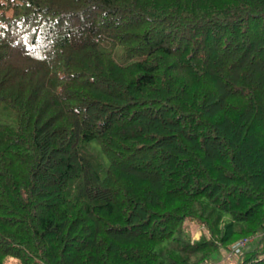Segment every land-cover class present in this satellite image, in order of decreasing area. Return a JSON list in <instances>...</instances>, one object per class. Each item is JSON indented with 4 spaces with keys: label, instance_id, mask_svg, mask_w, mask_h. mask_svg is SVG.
<instances>
[{
    "label": "trees",
    "instance_id": "trees-1",
    "mask_svg": "<svg viewBox=\"0 0 264 264\" xmlns=\"http://www.w3.org/2000/svg\"><path fill=\"white\" fill-rule=\"evenodd\" d=\"M0 102V264H264V0H0Z\"/></svg>",
    "mask_w": 264,
    "mask_h": 264
},
{
    "label": "rangeland",
    "instance_id": "rangeland-1",
    "mask_svg": "<svg viewBox=\"0 0 264 264\" xmlns=\"http://www.w3.org/2000/svg\"><path fill=\"white\" fill-rule=\"evenodd\" d=\"M3 105H4V103L0 102V121H11L12 118L14 117V111L11 108H9V107H7V108L10 111H8V110L7 111H3L2 110ZM192 229H193L192 236L193 237H197L198 234H199V228L197 226H194V227H192ZM250 240L247 242V245L244 247V249H247L249 247V243H251L252 241H253L252 244L255 245L256 242H257V237L256 236H252L250 238ZM230 244L228 245V247L230 246ZM253 245L250 244L251 247ZM228 249L229 248L217 250V252L214 253L212 255V257L210 259H208V261L202 262V263H207V264H234L235 262H237L240 259L241 256H240L239 253H233L230 257H226ZM5 263L6 264H19L16 259H12V258H7L5 260Z\"/></svg>",
    "mask_w": 264,
    "mask_h": 264
},
{
    "label": "built area",
    "instance_id": "built-area-1",
    "mask_svg": "<svg viewBox=\"0 0 264 264\" xmlns=\"http://www.w3.org/2000/svg\"><path fill=\"white\" fill-rule=\"evenodd\" d=\"M260 234L264 235V227L261 230ZM250 238L251 237H242L233 241L228 247L229 249L227 251L226 257H230L233 253H241L244 247L247 245V242L250 240ZM201 264H207V263H201Z\"/></svg>",
    "mask_w": 264,
    "mask_h": 264
},
{
    "label": "crops",
    "instance_id": "crops-1",
    "mask_svg": "<svg viewBox=\"0 0 264 264\" xmlns=\"http://www.w3.org/2000/svg\"><path fill=\"white\" fill-rule=\"evenodd\" d=\"M251 240H252V239H251ZM251 240H250V241H251ZM252 242H253V241H252ZM252 242H251V243H249V247H251V246H250V244H251V245H253V244H252ZM253 246H254V245H253ZM249 247H248V248H249ZM225 258H226V257H225Z\"/></svg>",
    "mask_w": 264,
    "mask_h": 264
}]
</instances>
